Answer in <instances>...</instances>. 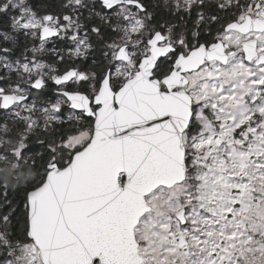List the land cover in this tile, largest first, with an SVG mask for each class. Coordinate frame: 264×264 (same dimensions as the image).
I'll list each match as a JSON object with an SVG mask.
<instances>
[{"label": "snow or ice", "instance_id": "obj_1", "mask_svg": "<svg viewBox=\"0 0 264 264\" xmlns=\"http://www.w3.org/2000/svg\"><path fill=\"white\" fill-rule=\"evenodd\" d=\"M98 2L0 0V159L31 162L22 210L3 184L0 264H264V0H172L182 27ZM90 34L100 72L42 58L65 62L53 38L82 57ZM21 35L39 43L13 58ZM48 81L55 99L31 98Z\"/></svg>", "mask_w": 264, "mask_h": 264}, {"label": "flooded vegetation", "instance_id": "obj_2", "mask_svg": "<svg viewBox=\"0 0 264 264\" xmlns=\"http://www.w3.org/2000/svg\"><path fill=\"white\" fill-rule=\"evenodd\" d=\"M42 1H44V0H29V3L32 4L34 6V8H36L38 11H40L41 14H43L44 11H58V10H60V8L57 7V5H53V7H55V10H46V9H44V6L42 5L43 4ZM65 2H66V0H61L60 5L65 3ZM86 2L89 5H91L93 3V0H86ZM145 2L149 5V11L153 13V18L150 21V23L154 24V25H157V24L161 25V26L164 25L165 23H159L160 22V20H159L160 14H158L157 6L155 5V3L152 2V0H145ZM171 3H169V5ZM56 7L59 9H57ZM95 11L101 12V7L99 5L98 0H96ZM197 11H199V9H197ZM80 14H81L82 22H85L83 20L84 17H89V19L86 21V23L89 27H91L93 24H95L97 26H101L102 28L104 27L103 25H101L99 17H90V12L88 9H84V8L80 9ZM194 18H195L194 15L191 18H189L187 15H185L184 21H187L188 26H191L192 20ZM167 20H169V23L174 24V25H179L181 27L184 25V21L180 20L178 18V16L173 13V11L171 10L170 7H169V15L167 13ZM218 27H219L218 24H212L209 26V30L214 34ZM177 30H179V29H177ZM0 31H6V29L2 26V29L0 28ZM106 35L112 37L113 39H115V37H116V34L111 32V30H108ZM89 42L92 44V47L89 48L87 50V52L85 53V55L82 57H75V56L72 58L67 57V54L64 53V51L69 50V48H68L69 43H68V39H66V38L65 39L53 38L47 44V47L48 48H50V47L56 48V49L60 50V52L64 55L65 62H59L60 63L59 71H63L66 67L71 66V67H79L83 71L94 70V71L100 72L103 67H106V60L104 58L103 53L107 49L104 47L103 44H101L99 42V39L95 36V34L89 35ZM107 42H111V41L109 40ZM25 43H27V47L30 49L32 47L33 43H36L38 45L39 42L38 41L25 42V40H24L23 44H25ZM22 49H23V47H22ZM23 51H24V49H23ZM29 55H30V53H29ZM52 62L57 63L56 60H54ZM37 96H39V97H43V96L55 97L54 82L48 81V87L45 88L44 90L31 89V98H34Z\"/></svg>", "mask_w": 264, "mask_h": 264}, {"label": "trees", "instance_id": "obj_3", "mask_svg": "<svg viewBox=\"0 0 264 264\" xmlns=\"http://www.w3.org/2000/svg\"><path fill=\"white\" fill-rule=\"evenodd\" d=\"M43 2V6L44 9L46 10H55V7H53V5H57V7H59L61 0H44ZM59 4V5H58ZM56 7V8H57ZM59 9V8H57ZM60 11V10H58ZM163 19H167V15L164 14H160L159 15V20L160 22H163ZM0 24H2V14H0ZM0 28L2 29V26H0ZM5 28V27H4ZM6 29V28H5ZM7 30V29H6ZM23 36H20V50L23 47ZM18 53V52H16ZM49 61H54V57L52 55L48 56ZM2 84V82H0ZM44 98L48 97V96H43ZM65 128L68 127V124L64 125ZM41 139H43V135L40 136ZM35 144H36V138L33 137L32 140L29 141V151L25 153V155H29L31 154L32 151L37 150L35 148ZM31 168V162L29 161L28 164H22V166L17 170L14 171H9L8 173L4 172V171H0V200H2L3 198V184L5 181H7L8 183V189H7V193H8V199L11 200L13 202L14 206H17L18 208H20L22 210L23 208V204L22 201L20 199L22 193L26 190L25 189V185L28 182V178H29V170ZM19 177V179H18ZM5 213L8 211L7 207H4L2 209ZM21 212H17L16 213V217H20ZM13 227L16 229H19L21 227L20 224L17 223V220L14 218L13 219Z\"/></svg>", "mask_w": 264, "mask_h": 264}, {"label": "rangeland", "instance_id": "obj_4", "mask_svg": "<svg viewBox=\"0 0 264 264\" xmlns=\"http://www.w3.org/2000/svg\"><path fill=\"white\" fill-rule=\"evenodd\" d=\"M152 2H154L155 5L157 6L158 14L167 15V13H168V15H169V3H171L172 0H152ZM166 22L169 23V20L163 19V22H159V23H166ZM164 30H166V29H164ZM24 40L25 39H23V41ZM19 41H21L20 37H19ZM68 43H69V45H68L69 49L75 47L74 42H72L69 39H68ZM46 48H48L47 45H46ZM48 49L50 50L52 48L50 47ZM64 53L67 54V57L69 58L68 50L64 51ZM23 54H24V51H23V49H21L20 51H18V53L15 54V57H13V58L20 57ZM49 55H52L55 58L54 60H56L55 53H53L51 51H48L42 58L45 59L49 63H53L52 61H49V59H48ZM56 64H57V68L59 70L60 69V63L57 61ZM6 75H7V73H5L3 70H0V76H6ZM0 86H6V85H4L3 83L2 84L0 83ZM34 99H38L40 101H43V100H46V99H55V97H46V98H44V97L37 96V97H34ZM6 115H7V113L4 110H0V119H3L4 117H6ZM63 115H64V118L67 119V109L64 110ZM9 123H12V121L10 120ZM5 154H6L5 153V149L3 147H0V155H5ZM14 163H15V159L12 156H10V155L8 156V162L0 159V171H4V172L8 173L9 171L16 170V169L13 168V164Z\"/></svg>", "mask_w": 264, "mask_h": 264}]
</instances>
